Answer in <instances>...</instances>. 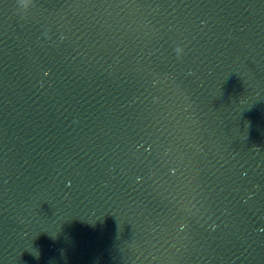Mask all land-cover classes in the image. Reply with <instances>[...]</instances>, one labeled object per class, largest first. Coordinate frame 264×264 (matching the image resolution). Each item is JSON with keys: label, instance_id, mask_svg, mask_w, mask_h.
I'll list each match as a JSON object with an SVG mask.
<instances>
[{"label": "water", "instance_id": "1", "mask_svg": "<svg viewBox=\"0 0 264 264\" xmlns=\"http://www.w3.org/2000/svg\"><path fill=\"white\" fill-rule=\"evenodd\" d=\"M0 264H264V0H0Z\"/></svg>", "mask_w": 264, "mask_h": 264}]
</instances>
